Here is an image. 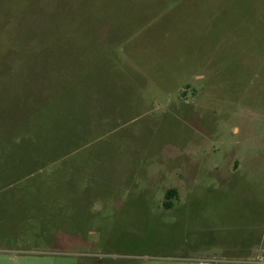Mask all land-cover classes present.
<instances>
[{
	"label": "rangeland",
	"instance_id": "374dc122",
	"mask_svg": "<svg viewBox=\"0 0 264 264\" xmlns=\"http://www.w3.org/2000/svg\"><path fill=\"white\" fill-rule=\"evenodd\" d=\"M0 264H264V0H0Z\"/></svg>",
	"mask_w": 264,
	"mask_h": 264
},
{
	"label": "trees",
	"instance_id": "16d2710c",
	"mask_svg": "<svg viewBox=\"0 0 264 264\" xmlns=\"http://www.w3.org/2000/svg\"><path fill=\"white\" fill-rule=\"evenodd\" d=\"M177 195L176 190L175 189H169L168 191H166L165 193V203L163 204L166 208H169V203H167V201H169L172 198H175Z\"/></svg>",
	"mask_w": 264,
	"mask_h": 264
}]
</instances>
